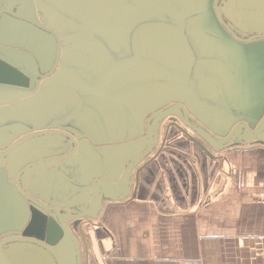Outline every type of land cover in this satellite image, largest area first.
Returning <instances> with one entry per match:
<instances>
[{"label": "crops", "instance_id": "crops-1", "mask_svg": "<svg viewBox=\"0 0 264 264\" xmlns=\"http://www.w3.org/2000/svg\"><path fill=\"white\" fill-rule=\"evenodd\" d=\"M157 1L151 3L155 9L139 10L137 18L139 20L145 18L146 12L162 18L159 19L161 21L153 20L154 22L146 25L153 24L151 29L138 31V45L147 46L148 53L154 46L164 47L166 55L162 60H156L151 55L145 57L160 62L174 75L177 72H184L182 69L184 66H176L174 62L176 59L181 60L185 68H188V63L191 66V58H194V63L202 62L200 75L204 79L216 78L223 86H221L223 96L216 88L214 90L215 95L219 96L216 102L210 100L213 94L210 88L204 90L201 88L200 98L208 110L217 113L216 122L226 117L223 111L227 107L235 113L255 110L264 105V44L255 42L247 46L239 44L236 46L228 40L212 44L200 38L194 41L188 38L190 42L187 43L191 47V52L185 53L187 46L175 43L178 38L174 32L175 28L180 30L183 27L172 26L167 20L170 14H181V10L185 12V8H188L185 14H191L189 7L192 6L186 4L178 8L173 7L176 4L173 0ZM101 4L96 2V5ZM73 5L69 0L68 2L62 0L60 12L63 17H68L69 13L80 16L81 5ZM177 5L179 6L178 3ZM110 9H114V5H110ZM118 12L119 10H116L115 13ZM81 22L77 25H81ZM108 23L111 24V20ZM104 24L106 26L107 23ZM166 24L170 28L169 32L168 28L162 26ZM114 28L111 27V30ZM157 29L163 30L159 31L163 36L156 37ZM152 33L154 36L148 39ZM114 40L119 44L117 39ZM192 42L197 52L193 51ZM113 52L118 53L114 50ZM82 54L73 56L77 58V68L92 67L94 57ZM110 58L111 61L126 59L116 57V54H112ZM171 61L174 64L172 66ZM72 62L74 63V60ZM211 65H214V74L208 70ZM107 68L103 65L100 73ZM130 72L139 75L140 70L133 68ZM123 74L118 72L114 78ZM145 75L134 78L133 80L137 82L129 88L148 84L143 81L148 78ZM150 77L155 83L164 81L158 74L150 73ZM216 79L215 86L218 85ZM167 82L173 85L170 79ZM115 87L117 90L112 87L113 91L111 89L110 93H119L127 89ZM53 88L56 98L64 99L63 95H67L66 99L73 101L76 100L73 95L83 97L82 92L73 87L64 90L62 86L55 85ZM168 94H170L168 100L174 96V92ZM183 96L179 95L186 100ZM125 99L120 101L117 107L114 106V110L120 111L118 114H108L107 125L114 123V127H122L126 116L121 115V111H127L128 104ZM167 99L160 97L158 102H165ZM49 101L38 103L41 116L48 105L51 108L50 112L56 108ZM196 106L198 107L199 103H196ZM29 107L18 110L24 119H27L25 114L28 113ZM222 112L224 114L221 116ZM2 114L4 113L0 112V123ZM15 116L17 115L7 117L9 123L14 122ZM45 116L49 117V114L46 113ZM111 116L114 119L112 121ZM73 124L74 122L69 120L49 121L46 124L44 118L42 124L40 123V126L44 127L37 129L65 128L72 127ZM210 125L214 126L215 122H210ZM117 130L124 132L123 128ZM209 151L213 153V157L179 133L171 134L163 149L160 147L155 154L140 162L132 176L133 183L129 196L122 201L110 202L107 209L103 210L98 221L99 226L89 230L88 249L82 246V264H264V133L259 140L247 146L234 145L221 155L211 149ZM63 186L65 185L62 182L61 187ZM4 195L5 193L0 191V196ZM14 207L13 202L3 197L0 203V209H3L0 211V237L26 226L19 222L15 223L14 219L10 221L11 209ZM17 210L20 211L17 212V217L28 216L25 209L21 211L17 207ZM26 250L28 255H39L40 260H44L40 251L33 247L28 245ZM71 253L72 251L68 250L66 258H71ZM63 254L65 255V251Z\"/></svg>", "mask_w": 264, "mask_h": 264}, {"label": "water", "instance_id": "water-1", "mask_svg": "<svg viewBox=\"0 0 264 264\" xmlns=\"http://www.w3.org/2000/svg\"><path fill=\"white\" fill-rule=\"evenodd\" d=\"M28 1L30 0H20L18 5L21 4L26 6ZM152 1L154 0L138 1V3H136L138 4V7L136 8L133 6V8L138 10V15L139 10H153L156 7L154 8L151 5ZM155 1L158 2L157 0ZM175 1L181 8L186 4L192 6L193 2H195L197 5L204 2L202 0H185V2L184 0ZM220 1L221 0L215 2L214 10L218 17L219 24L224 27L227 32L229 42L236 46H238V44L243 46L250 45L253 40H256L258 44H264V27H262V25L260 30L257 29L254 31L257 35L252 39L247 38V36L250 34L249 32H245L243 30L241 31V29L238 30L240 34H235V32H233V30L228 27L225 20L222 18V13L225 15L226 11L222 12L220 10L218 6ZM96 2L97 0H93L92 6L94 5L95 7ZM117 3L119 2L117 1ZM124 4L126 5V3ZM126 6L127 8H130L128 5ZM87 7L88 4L84 5L81 8L82 10H80L83 26L78 28L74 27L75 31H80V33H78L79 36H72V31L70 29H72L74 25L69 23L65 17H60V13L58 11L51 10L47 6L41 7L39 5V8H42V12L45 15L44 21L49 23H45L46 25L44 23H37L27 16L23 17L19 14H14L15 19L19 20L20 22L21 20L32 22L33 26L28 27V29L25 31L22 30L19 32H22L24 36V42H26L28 39L31 40V45H29V48H31L36 53V55L45 54L49 56V54L52 52L51 49H48V47H50L49 43H55L56 40L58 44L56 45V47H58L56 68H58L59 64H61V69L55 76H52L54 74V70L46 75L40 74L39 66L41 67L43 64L38 65L32 53L28 52L26 54L18 52V54H21L30 61H33L36 67V76L32 75L30 71H26L20 67V65L14 63L10 59L0 55L1 60L7 65H12L21 71V74L17 72L18 70H14L13 72L9 71V69L0 64V90H7L17 94L16 97H6L4 94H0V105L2 104L1 106H3L8 104L11 106L10 112L4 113L3 109H0V112L4 113L2 114V122L0 123V177H2V182L4 183L0 187L6 186V192H4L5 195L3 197L13 202V204L21 211L25 209L29 216V223L23 229L16 232L5 233L2 237H0V261L2 264H82V246L88 249L89 245V233L87 228H96L99 226V224L95 223V220L100 219L99 216L101 214L102 204L98 207L97 213L94 215L93 208L96 202L102 201L104 199L105 187L102 189L98 188L100 196L96 198L92 197L89 208H87L85 204L67 206L64 204L65 200L63 199L60 202H52V199L47 200L38 196L32 189V183L34 181L39 182L41 179L46 178L47 175L58 171L59 168H61V170L72 171L73 168L78 169V166H80L82 167L83 172L86 171L88 177V171L90 170V176L92 177L93 181L97 178L94 182V187H99L97 184L100 182L109 189V193L112 192L111 196L113 197H110L109 203L126 199L130 194L133 183L130 171L127 172V177V175L124 176V173L121 169H115L113 167L115 165H112L111 163L109 165L106 164V157L109 152H111V149L106 150V148H109L108 146L112 143L94 142L93 140H89L87 135L80 133L78 130L73 129L72 127H47L43 129H32L28 125L15 124L14 122L9 123L8 118H10L11 115H14L17 111L16 108H14V105H16L18 109L23 110L27 105L49 101L51 97L55 96V89L53 88L55 85H57V87H73V89L79 90L88 88L94 92L95 95L101 96L102 101L104 99V101L106 100V102L112 104L122 101L131 95L138 94V116L134 109L129 107L128 104L127 106L129 108H127V111L132 112L128 113L126 110L121 111L122 115L126 116V119H124L122 122L123 131L132 127L134 130H136V132H138L139 129V133H137L138 145L144 144L146 147H148L146 148L147 151L142 152L140 155H133L135 160L131 165L138 163V166L140 162L147 160V158L155 151L159 145V142H163L161 149L165 147L167 140L171 136L170 133L173 128L177 133L198 145V147H200L204 152L210 154L211 157L214 155L209 151V149H211L216 154H220L234 145L247 146L256 140H259L261 135L264 133L263 104L260 105L258 109H251L247 112L238 111L234 113L231 111V108L227 107L226 110L223 111L226 114V117L221 118V121L216 122L215 115H217V113L215 112L214 114L213 111L208 110L205 103L202 101L197 102L199 100L195 99V96H198V90H201V88L204 90L206 87H200V85H197L196 83L198 80L196 77L200 76L199 69L200 65H202V62L198 61L194 63V58H191V66L190 63H188V68H182L184 72H177L175 75L161 63L153 61L147 57H145L146 59L141 57L139 45L138 53L135 54V56L131 59L129 58L123 59L121 61H111V53H107V48L109 46L105 47L103 42L101 40L99 41L96 36H101L103 39L107 38V35L110 36V33L113 31L111 30V27L116 28V26H111L108 28L109 31H105V27L101 28L100 32H96L95 23L99 16L103 17L104 14L108 16L109 11L119 10L120 6L114 5L115 10L110 9L105 11L102 8L103 5L101 4L99 9H94L97 11V18L92 29L93 33L90 35L86 34V29L88 30V26L85 21L86 19L88 20V12H86ZM189 9L191 11V14L189 15L194 16L198 13L195 12L193 6L191 8L189 7ZM26 10V12H29V9L26 8ZM204 12L205 11H202V13ZM225 16L228 18L227 13ZM157 17L159 19L162 18L159 15ZM114 20L115 18L112 19V21ZM136 21L137 19H134L133 24H128V27L123 30L122 34L130 32ZM139 22L140 20L138 19V23ZM192 23L194 22H190L191 26L186 33V38H191V40L194 41L199 38L200 33L205 35V33L209 32V29L205 28L209 26H205L204 22L198 21L197 26H194ZM6 25V28L3 30L5 38L10 32L12 33V29H7L10 27V23H7ZM57 26H60V28ZM153 26V24H150L149 26H145V28L141 27L139 31L151 29ZM117 28H119L118 25ZM68 30H70L71 33L65 34V32H68ZM81 30H85L84 33ZM183 30L186 31L184 28H181L180 30L175 28V37L182 39ZM44 33L52 35L55 40H51V36H48ZM137 34L138 33H136L135 38H137ZM150 37L151 35L148 36V39ZM116 39L120 41L121 38ZM187 42L190 41H185V44H188ZM192 44L194 45V42H192ZM112 49L114 50V47H112ZM1 50L9 52L8 49ZM194 50L197 52L195 45L193 51ZM187 51L191 52V47L187 46L185 53H187ZM82 53L94 57V65L98 66L100 69H102L103 65L107 64L106 66L108 68L106 70L104 69V71L98 77V82L95 83L94 87H89L86 85L87 83L85 79L82 78L87 76H84V72L78 70V66H76L77 58H74L73 56ZM72 60H74V63ZM174 62L176 66L180 67L183 63L179 59H176ZM52 63L53 60L47 63L48 68L52 65ZM137 67L140 70L138 75L139 77L142 74H146L145 76L148 77L147 79H152L150 77V73H153L158 74L162 79H164V81L162 83L134 86L124 89L119 93H107L106 86L112 77L114 78V76L122 70L128 71L130 68L133 69ZM87 68L92 69L93 67L89 66ZM208 70L211 74H214V65H211ZM218 71L220 72L221 70ZM128 72H130V70ZM128 74H132V72ZM24 75L27 77V79ZM192 77H194L193 80L191 79ZM28 78L30 80V82L26 84L28 87H22L24 82L26 80L28 81ZM88 79H91V77ZM169 79L172 81L173 85L167 82ZM215 79H204V77H201L199 81L203 80L207 82L206 85H209V83L214 84ZM225 79L227 81V78ZM218 81V85H216V87L220 95H222L223 86L221 81ZM34 85L35 87L33 88ZM210 89L211 92L215 94V86H210ZM167 91L174 92L173 95L176 97L172 96V98L168 100L167 97H170V94H168L169 92ZM181 94L184 95L183 97L186 100L179 97V95L182 96ZM160 97L167 99L163 106L156 108L148 107L147 110L139 108V106L146 102L149 103L154 100L158 101ZM19 98L23 99V101L20 102ZM30 99L34 100V102L29 101ZM196 103H199L198 107L196 106ZM129 104L131 105V103ZM7 108H9V106ZM163 109L166 110L162 111ZM223 112L221 116L224 114ZM149 116L151 117L148 119ZM167 117H172L175 119V121L165 127L166 124L163 123L164 120L162 119ZM212 120L215 122L214 126L210 125V122H213ZM164 130H166V133L162 141L161 134ZM53 135H58L61 138L60 145L47 143V146L60 149V153L55 152L54 155L50 154L38 160H32L30 162L26 161L25 163L23 162L25 158V154L23 152L24 149L29 148L30 146L35 148V146H33L35 142L30 144L32 141L41 137ZM248 137H251V139H247ZM153 141L154 145H151ZM84 144L88 146V150H90L89 146H91L97 148L99 152L101 151V153L90 150L92 152L88 153L87 159L85 160L87 152L79 153L78 151ZM150 146L151 148L149 149ZM80 151H82V149ZM77 153L79 154L78 156ZM95 154L96 156L92 159ZM29 156L31 160V155ZM73 157H76V163H64L66 165L64 168L61 164L59 167L48 168V170L45 171H30L31 169L36 168L41 169L43 164L47 166L49 163L50 166L52 165V162H66ZM95 160H97L96 163ZM94 165L97 166L96 169ZM12 171H17V174L15 173L12 175ZM6 177L7 183H5ZM14 178V181L11 180ZM9 180L10 182L8 183ZM62 182L65 185V179H63ZM26 183H28L29 186ZM51 186L49 185L46 187L48 188L46 191L48 192L47 194L49 195V198H51L50 196L54 192L53 189H51ZM15 192L19 196V200L13 198ZM135 196L136 193H134V197ZM76 207H78L79 210ZM12 243H22L33 247L37 251H40L41 256H44V260H40L38 257L39 255H28L26 252L24 256L20 255V252H17L15 249H10L14 251V255H10L8 257L6 255L7 253L4 252V247ZM68 250L72 251L71 258H66V256H68ZM64 251L65 255L63 254Z\"/></svg>", "mask_w": 264, "mask_h": 264}, {"label": "rangeland", "instance_id": "rangeland-1", "mask_svg": "<svg viewBox=\"0 0 264 264\" xmlns=\"http://www.w3.org/2000/svg\"><path fill=\"white\" fill-rule=\"evenodd\" d=\"M117 1L119 3H117ZM138 3V1L141 0H110V5H119L120 9L119 11H130V10H134V9H129L127 8L126 5L128 6H134V7H138L136 4ZM176 4L173 5V7H178L180 8V6L177 5V2L175 0H173ZM204 2H202L199 5V8L202 9L203 7H206V5H208V10H206L205 8V12L204 13H200L198 10L196 12H198L197 14L193 15H189V14H170V16H168L170 18V22H174V24L176 23H183L186 22L187 20L190 22H194L192 23L194 26L198 25V21L199 22H215L216 21V13L214 10V3L212 5V0H202ZM97 2H102V0H97ZM126 3V5L124 4ZM91 4H92V0H91ZM227 6H225L223 8V10L226 11L227 16L230 20H232L233 22L236 23H241L240 21L243 20V22H247L249 26H247L246 24H240V28L241 30H245L244 25H246L247 27H249L250 29L252 28V26H254L255 28L261 29V26L264 27V0H233V2H228L226 3ZM98 5H95L94 9L97 8ZM231 6V8H229ZM82 10V9H81ZM95 11V10H94ZM118 11V10H117ZM135 11V10H134ZM101 12V11H99ZM98 12V13H99ZM116 11H111V13L109 14V16L107 17L105 14L104 16H99L97 21H96V15H97V11L93 12V14L91 15V31L88 32V30L86 29V34L90 35L94 26V23L96 25V32H100L101 28H104L106 26H104V23H107V27L105 31H108V28H110V26H108V19L111 18H116L118 16V13H115ZM119 12V13H120ZM154 13V12H153ZM155 14V13H154ZM209 14V15H208ZM136 16V15H135ZM134 16V17H135ZM148 16V17H147ZM125 16H122L121 19L120 17L117 19V22H115V25L117 27H119V29L117 30L116 28L113 29V31L110 33V36L107 35V38H101V36H96L98 39L101 38L102 42L104 43L105 47H107V43L110 44V46L112 47H116L114 48V51L118 50V53H114L113 49L111 47V51H110V47H108L107 53H111V57L112 54H116V57H120V58H132L135 56V54L138 53V38L137 41L135 40V35L136 33H138V31L141 29L142 26H146L149 23H152V21H161L159 20L158 17H156V14L153 15L151 12H146L145 14V18L140 20V22L138 23V21H136L135 26H133V28L130 30V32L126 33V34H122L124 28H125V21L126 18L123 19ZM147 17V18H146ZM245 17V19H244ZM101 18V19H100ZM137 19V18H136ZM158 19V20H157ZM100 20V21H99ZM128 21L130 19H127ZM138 20V19H137ZM74 21L80 23L81 22V11H80V16L79 14L74 16ZM153 21V22H154ZM134 23V19L129 22L128 24H133ZM129 25V26H130ZM166 28V25H162ZM123 28V29H122ZM138 29V30H136ZM85 31V30H84ZM159 31H163L162 29H157V36L156 37H161L163 36L162 33H159ZM167 31H170V28L167 29ZM71 33L70 30H68V32H65V34ZM72 33H77V31L72 30ZM154 33V32H153ZM153 33L151 34V37H153ZM70 35V34H69ZM111 35H117L114 37H111ZM116 38H121L119 41V44L116 43ZM198 38V37H197ZM126 39V40H125ZM128 39L130 40V42H127ZM125 40V41H124ZM111 43H110V42ZM135 42V50L134 48V43ZM176 44L182 43L181 40H175ZM148 47L147 46H141L140 47V53H141V57L145 58V56L147 55H151L152 57H154L156 60H162L164 58V56L166 55L165 53V48L164 47H158V46H154L153 49L150 51V53L147 52ZM109 51V52H108ZM135 53V54H134ZM129 57V58H127ZM146 59V58H145ZM112 60V59H111ZM173 61V60H172ZM171 61V66L174 65L173 62ZM158 62V61H156ZM160 63V62H158ZM107 64H105L106 66ZM164 66V65H163ZM92 69L89 71L85 68L80 67L78 70L84 72V76L89 75L91 77V82L92 85H94L96 83V81H98V77L101 75L100 73V68L96 65H92ZM166 67V66H164ZM167 68V67H166ZM131 69V68H130ZM128 69V71L130 70ZM136 70L138 68H135ZM128 71H124L122 70V74L120 77H115V78H111L106 86V91L108 94H112L111 89L112 87L117 90V87H127L129 88V86H131L134 82L133 79L134 78H138V73L132 72V74H128L130 72ZM120 72V73H121ZM131 75H133V77H131ZM202 77L201 75L196 77L197 80V85L202 86L203 88L206 87L207 89L210 88V86H215V84L213 83H209V85H206L207 82L200 80L199 79ZM131 78V79H130ZM87 79V78H86ZM87 83L90 82L89 80H85ZM143 81L148 82V84H153L155 83L154 80L152 79H144ZM64 90L67 89V86H62ZM70 89V87H68ZM215 88L217 89V87L215 86ZM218 90V89H217ZM113 91V89H112ZM0 94H4L6 97H16L17 94L11 91H7V90H0ZM82 94H84L86 96L87 99H85L84 97H75L76 100L73 101H69L67 100V95H63L64 99L58 97L56 98L53 97L52 99H50V103H52V105H54L56 108H54V110L52 112H50L51 108L49 107V105L45 108L44 114H42L41 116V109L39 108L40 105L38 103L36 104H30L27 105L25 107V109L29 107V109L27 110L28 113L25 114V118L24 119L21 115V113H19L17 106H14V108H16V113L14 115L15 116V120L18 121H14L15 124H24V125H28L30 126L32 129H37V127H44V126H40V123L42 124L43 119H46V124L49 121H56V122H62V121H72L74 122V124L72 125L73 129L78 130L80 133H83L85 135L88 136L89 140H93L94 142H100V143H112L110 144L108 147L106 148V150L111 149V152H109V154L106 157V164L109 165L110 163L115 169L118 170H122V172L124 173V176L127 175L130 171L131 176H133L134 171L138 169V163L137 164H132V162L135 160V158H133V155H140L142 152L147 151L146 147L144 144H139L138 145V137H137V133L136 130L132 128H128L127 130H124L123 133L118 132V128H122V127H114V123H112L111 125H107V120H108V114H118L119 110H114L115 107L118 106V103L120 102H116L114 104L112 103H108V102H103L101 98H97V96H89L91 95L87 90H82ZM146 94V93H143ZM201 90H198V96H195V99L199 100L197 102L202 101V99L200 98L201 96ZM89 98H88V97ZM20 99V98H19ZM219 99V96L212 94L211 95V101L212 102H216V100ZM23 101V99H20V102ZM29 101H33L32 99H30ZM125 102L128 103V106L133 108L134 111L136 112L137 116H138V94L135 95H131L128 98L125 99ZM131 103V105L129 104ZM204 103V102H203ZM207 103H209V101H207ZM2 105V104H1ZM0 105V109H3L4 113L5 112H10L11 106L10 105ZM164 103L163 102H158L157 100H154L152 102L149 103H144L143 105L139 106V108L145 109L147 110V108H156V107H160L163 106ZM9 106V108H7ZM115 106V107H114ZM127 106V108H129ZM22 112V111H21ZM128 113H131L132 111H127ZM48 113L49 117H46L45 114ZM41 116V117H40ZM129 119V118H128ZM111 121L114 120L113 117L111 116ZM130 126V125H129ZM148 133V132H147ZM60 140L61 138L58 135H53V136H45V137H41L38 139H35L34 141H32L30 144L34 143L33 146H35V148H32V146H30L29 148L24 149V154H25V158L23 160V162L25 163L26 161L30 162L32 160H38L41 158H44L48 155H54L55 152L56 153H60V149H56L53 147H49L47 146V143H54L56 145H60ZM116 140V141H115ZM115 141V142H114ZM151 145H154V141ZM162 145V142H159L158 147L155 149V151L152 154H155L158 149H160ZM90 150L94 151V152H99V150L95 147H91L89 146ZM151 148V146L149 147V149ZM82 149V151H80ZM146 149V150H145ZM88 150V146L86 144H84L82 146V148H80L78 151L80 152H87L86 156H85V160L87 159L88 153L92 152ZM101 153V151L99 152ZM104 154V153H103ZM151 154V155H152ZM31 155V160H30V156ZM79 154L77 153V156ZM221 155V153H220ZM76 156V157H77ZM96 156V154L92 157V159ZM76 157H73L72 159L68 160V161H59V162H52L49 166V163L47 166H45V164L42 165L41 169H31V172H37V171H45L48 170V168H53V167H59L62 164V167L64 168L66 165L64 163H76L75 159ZM97 162V160H95V163ZM27 166V165H26ZM95 169L97 168L96 165H94ZM88 169V168H87ZM89 170V169H88ZM90 171V170H89ZM89 173V177L86 174V171H82V167L78 166L77 168H73L72 171H67V170H61V168L58 169V171L54 172L53 174L47 175L46 178L41 179L39 182L38 181H34L32 183V189L36 192L35 194H37L40 197H43L47 200L52 199V202L56 201V202H60L62 199L65 200L64 204L67 206L70 205H86L87 208H89L90 202L92 201V197L96 198L100 196V193L98 192V188L102 189L103 187H105V192H104V199L102 201L96 202L93 208V215L97 213L98 207L102 204V208H101V214L99 217H101L103 210L107 209L106 207H108L107 205L109 204V200L110 197L112 195V192L109 193L108 192V188L106 186H104V184L102 183H98L97 186L99 187H94V182L96 181V179L93 181L92 177L90 176V172ZM79 174H78V173ZM120 172V171H119ZM17 174V171L14 172L12 171L11 174ZM60 173V174H59ZM45 176V175H44ZM128 177V175H127ZM63 179H65V186L61 187L62 181ZM131 179V178H130ZM11 180H15L11 179ZM2 177H0V186H2V184L4 182H2ZM10 182V180L8 181V183ZM5 183H7V177L5 178ZM28 186L29 184L26 183ZM51 186L53 189V193L50 196L51 198H49V195L47 194L48 192L46 191L48 188V186ZM46 188V189H45ZM0 189L2 190V193L6 192V186L4 187H0ZM0 190V191H1ZM119 194V193H118ZM13 198H15L16 200H19V196L16 194V192L13 195ZM3 200V196H0V203ZM5 201V200H4ZM78 210L79 208L76 207ZM3 209H0V211H2ZM19 210H17V207L15 206L14 208L11 209V219H14L13 221L15 223H20L21 225H27L29 223V216L26 217H17V212ZM20 212V211H19ZM99 219L95 220V223L98 224ZM92 228V227H91ZM91 228H87L88 232ZM91 231V230H90ZM1 235V233H0ZM89 239V238H88ZM28 245L22 244V243H12L6 246L7 251L9 252V255H14V251L10 250V249H15L17 250V252H20V255H25V252L27 251ZM0 264L1 261H0Z\"/></svg>", "mask_w": 264, "mask_h": 264}, {"label": "flooded vegetation", "instance_id": "flooded-vegetation-1", "mask_svg": "<svg viewBox=\"0 0 264 264\" xmlns=\"http://www.w3.org/2000/svg\"><path fill=\"white\" fill-rule=\"evenodd\" d=\"M19 1L20 0H0V12H1V15H0V55L5 57V58H7V59H10L14 63L20 65V67H22L26 71L27 70L30 71V73L32 75L36 76V67H35V64L33 63V61H30L28 58L22 56L21 54H18V52H22V53H26V54L28 52L32 53V55L36 59V62L38 63V65L39 64H43V66H41V67L39 66L40 74L46 75L48 73H51L54 70V74L52 76H55L58 73V71L61 69V64H59L58 68H56V56H57V49H58V47H56V45H58V44H57L55 38L52 35H48L47 33H44V34H46L48 36H51V40H55V43H49L50 47H48V49H51L52 52H51V54H49V56L45 55V54L36 55V53L31 48H29L30 47L29 45H31V40L28 39L26 42H24V40H23L24 36H23L22 32H19V31H22V30L25 31L26 29H28V27L33 26L32 22H28V21L26 22V21H22V20L20 22L19 20L15 19L14 14H19L20 16H23V17L27 16L28 18L32 19L33 21H35L37 23H41V24L42 23H44V24L47 23V24H49L48 22L44 21L45 15L42 12L43 11L42 8H39V5L41 7L42 6H47L51 10L58 11L60 13V17L63 18L62 13L60 12V11H62V9H61L62 0H30V1H28L26 3V6L21 5V4L18 5ZM69 1H71L74 5L75 4H77V5L79 4L78 6L81 5V7H83L84 5L88 4L89 9H88V7H87V9L85 8L86 12H88L87 14H89L88 21L86 22V24L88 26V32L91 31V28H90V25H91V22H92L91 21V15L94 12V5L92 6L91 0H69ZM216 1H218V0H212V5H213V3L215 5ZM184 2H185V0H184ZM228 2H233V0H221L219 2L218 6H219V8H220V10L222 12L225 11V10H223V8L225 6H227L226 3H228ZM101 3L103 5L102 8L105 11L110 10V0H103V2H100V4ZM214 5H213V7H214ZM192 6H193V9L195 11L198 10L199 12H202V11L205 10V8H206V10H208V5H206V7H203L202 9H200L199 5H197L195 2H193ZM25 7L27 9H29V12H26L27 10H26ZM99 7H101V5H98L97 9H99ZM229 8H231V6ZM130 9H134V8H130ZM134 10H130L128 12L127 11H122L120 13L118 12V16L115 18L114 21H112L113 18L108 19V21L111 20V24L108 23V26H110V25L111 26H116L115 22H116L117 18L120 17V19H121L122 16H125L123 19L126 18V21H125L124 25H125V28H127L129 22H131L133 19L138 18V10H136V9H134ZM187 10H188V8L184 9L185 12ZM182 12H183V10H181V14H185V12H183V13ZM109 14H108V16H109ZM225 15H226V13H225ZM225 15L222 13V18L225 20V22L228 25V27L231 28L233 30V32H235V34L238 33L235 30V28H240V24H246L247 26H249L248 23L247 22H243V20L240 21L241 23L232 22ZM74 16H76V15L69 13L68 17H65L69 23H72L74 25L73 28L70 29L71 31L75 30L74 27L78 28V27H82L83 26V22H81V25H77L78 22L74 21ZM127 19H130V20L128 21ZM244 19H245V17H244ZM167 21H170V18ZM7 23H10V27L7 28V29L8 30L12 29V33L10 32L7 35V37L5 38L3 30L6 28V26H7L6 24ZM169 23L172 26L175 25V27H183L186 30V31L183 30L182 39H181L182 43H179L178 45L181 46V45L184 44L185 46H188L189 44H185V41H189L190 40V39L186 38V33H187L188 29L190 28V22L187 20V23L186 22L176 23V24H174V22H169ZM204 25L205 26H209V27H205V28L209 29V32L205 33L206 38H204L205 36L200 33L199 38L201 40L210 41V42H212V44L213 43H219V42H222L224 40L225 41L229 40V38L227 37V32H226L225 28L222 27L219 24L218 17L216 18V21L214 23L213 22H211V23L204 22ZM246 25H244V28H247ZM104 26H105V24H104ZM57 27L60 28V26H57ZM106 27H107V25H106ZM257 29L258 28L254 27V28H251V31H256ZM258 30H260V29H258ZM76 31H77V33H72V36H79L78 33H80V31H78V30H76ZM81 31L84 33L83 30H81ZM92 33L93 32H91V34ZM253 37H255V36H253V35L252 36L251 35L247 36L248 39H252ZM135 40L137 41V38H135ZM255 42H256V40L252 41V43H255ZM133 44H134V50H135V42ZM108 46L110 47V44H108ZM1 49H8L10 53L9 52H5V50L3 51ZM110 49H111V47H110ZM19 59H21V60H19ZM51 60H53V63L48 68L47 63H49ZM23 61H25V62H23ZM0 64H2L7 69H9V71L13 72L14 70L15 71L18 70L16 67H14L12 65H7L4 61L1 60V58H0ZM182 66L185 67L184 63H182ZM17 72L19 74H21L20 70H18ZM79 73H80V71H79ZM80 78H82V77H80ZM88 78H90L89 75H87V77H84L82 79L89 80L90 82H88V83L86 82L87 83L86 85H88L89 87H94L95 84L92 85V82H91L92 79H88ZM26 79H27V77H26ZM28 82H30L29 78H28V81L26 80L24 82V85L21 84L22 87L27 88L28 86H26V84H28ZM96 82H98V81H96ZM34 87H35V85L33 86V88ZM33 88H31V89H33ZM84 89L87 90L91 94L89 96H93V97L97 96V98H101V96L95 95V93L92 92L90 89H88V88H84ZM80 91L82 92V90H80ZM54 92H55V90H54ZM74 94H75V92H74ZM82 95H83V97H86L84 94H82ZM73 98H75L74 95H73ZM103 101H104V99H103ZM104 102H106V100ZM163 103L165 104V102H163ZM166 109H168V108H166ZM166 109H163L162 111H164ZM121 115H122V113H121ZM151 116H149L148 119ZM162 120H164L163 123L166 124L165 127H167L169 124H171L173 121H175V119L172 118V117L163 118ZM174 132H176V131L173 128L171 130L170 134H173ZM165 133H166V130L164 131V134L161 136V140L164 139ZM4 252L7 253L6 255L8 257L10 256L9 252L6 249V247H4Z\"/></svg>", "mask_w": 264, "mask_h": 264}, {"label": "trees", "instance_id": "trees-1", "mask_svg": "<svg viewBox=\"0 0 264 264\" xmlns=\"http://www.w3.org/2000/svg\"><path fill=\"white\" fill-rule=\"evenodd\" d=\"M136 3V2H135ZM130 8H133V6L131 5V6H129ZM129 8V9H130ZM261 26V25H260ZM252 28H254V26H252ZM239 29H241V28H235V30L238 32V34H240L239 33ZM242 31V30H241ZM243 31H245V32H249L250 34L249 35H253V36H256L257 34L254 32V31H251V29L249 28V27H247V28H245V30H243ZM254 33V34H253Z\"/></svg>", "mask_w": 264, "mask_h": 264}]
</instances>
